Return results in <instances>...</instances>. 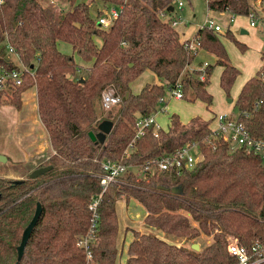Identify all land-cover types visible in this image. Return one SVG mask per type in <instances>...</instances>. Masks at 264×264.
I'll list each match as a JSON object with an SVG mask.
<instances>
[{"label": "trees", "instance_id": "1", "mask_svg": "<svg viewBox=\"0 0 264 264\" xmlns=\"http://www.w3.org/2000/svg\"><path fill=\"white\" fill-rule=\"evenodd\" d=\"M65 1L69 9L58 15L40 0H0V71L24 68L21 86L8 82L0 91V107L21 110L23 94L36 89L39 118L54 152L38 167L52 166L47 174L21 183L0 179V264H86L77 242L88 234L89 205L97 197L100 225L91 245V264H118L123 255L116 210L123 197L143 205L149 213L146 225L165 235L161 239L133 231L126 264H237L228 254V237L249 251L256 242L264 246V166L258 156L229 152L228 145L212 135V122L200 117L184 124L173 116L168 131L155 137L151 127L135 140L138 120L155 114L160 98L179 82L185 100L210 107L214 97L208 87L219 66V87L230 98L240 72L230 63L220 36L199 29L198 51L192 54L187 40L160 18L161 12L175 9V0ZM207 4L210 11L232 17H247L253 11L251 0ZM103 5L122 8L110 29L98 24ZM223 37L241 51L246 49L229 30ZM61 43L70 46L72 55L61 51ZM201 50L217 59L206 69L205 81L199 69H191ZM260 59V70L243 85L235 107L251 135L264 139V50ZM87 64L86 76L74 78ZM148 72L161 84H147L135 94L132 85ZM108 90L119 95L122 104L105 111L102 98ZM244 112L251 114L249 119L242 118ZM104 121L113 122L111 134L104 144L93 142L90 133L99 134ZM193 142L201 144L204 157L194 170L147 179L127 174L103 192L104 161L140 167ZM131 143L130 157L122 160ZM38 204L42 215L18 261V247ZM202 236L211 242L199 251L193 244L175 243L195 244Z\"/></svg>", "mask_w": 264, "mask_h": 264}, {"label": "built area", "instance_id": "2", "mask_svg": "<svg viewBox=\"0 0 264 264\" xmlns=\"http://www.w3.org/2000/svg\"><path fill=\"white\" fill-rule=\"evenodd\" d=\"M209 0H207L208 2ZM54 3V0H52ZM175 9L182 11L185 7L184 0H175ZM264 8V0L262 1ZM122 12L121 7L104 6L101 8V16L98 18V24L105 28L110 29L114 22L119 18ZM250 19V26L255 27L256 17L252 11L247 16ZM160 18L165 23L170 24L173 28L178 29L183 24L181 19H173L169 11L160 13ZM200 29H208L217 34H221L223 29L218 24L210 19L207 21L206 26ZM200 39L196 36L192 40H188L186 48L192 53L197 54L198 44ZM9 52L14 54V49L9 47ZM207 64H204L199 68L202 72L200 80H206ZM24 68L21 70L7 71L1 69L0 71V91L5 87L6 83H12L14 86L19 87L23 83ZM169 98L176 101H182L184 99V93L182 84L177 83L176 86L168 90ZM169 99V100H170ZM167 97H162L159 100L160 108L155 114L147 118H140L136 124V137L138 140L145 136L149 128H153L154 136L158 137L160 131H164L161 125L157 122L156 116L160 113L166 112L167 104L169 103ZM122 98L113 91L105 92L102 98V105L105 111L111 110L113 107L121 105ZM258 105L255 106L257 109ZM250 113L244 112L242 114L243 119H249ZM217 126L212 129V135L215 139H220L228 145L229 152H235L238 150H244L249 153H253L258 156L264 166V139L255 138L251 135L248 128L240 120L238 116L220 114L214 117ZM135 142V141H134ZM133 142V143H134ZM133 143L130 144L125 151L123 159L130 157L133 150ZM204 157L201 151V144L199 142L189 143L182 148L176 150L171 154L164 155L162 157L147 161L140 167L130 166L123 163V161L106 160L102 163L103 174L101 176V187L105 192L110 184L122 181V177L127 174H134L139 179H147L149 176L163 173L170 176L171 173L181 175L184 171L194 170L199 163L203 162ZM101 203V197L95 198L89 205V210L92 212V219L87 236L78 240L77 246L85 251L86 264L93 262V252L91 245L95 242V235L100 225V216L98 214V208ZM227 251L228 254L233 257L237 264H260L264 262V246L256 242L252 248L247 250L240 246L238 241L234 238H227Z\"/></svg>", "mask_w": 264, "mask_h": 264}, {"label": "rangeland", "instance_id": "3", "mask_svg": "<svg viewBox=\"0 0 264 264\" xmlns=\"http://www.w3.org/2000/svg\"><path fill=\"white\" fill-rule=\"evenodd\" d=\"M262 1L263 0H251L253 6V12L255 13V17H256L255 27L252 28L249 27L250 19L247 17L241 18L240 16V18H237L235 20L236 22L242 24V27L237 26V28L232 29L231 27H233L234 23L230 22L231 27L229 28V30L233 31L234 34L233 36L235 37V39L238 42L243 43L244 45L247 46V48L244 51H241L235 46L233 42L223 37L225 31L228 29L230 16L226 12H222V13L210 12L208 9L207 0H184V4H185L184 9L180 12H176L175 14L173 13L171 17L173 16L172 17L173 19L176 20L181 19L183 21V24L179 26L178 31L182 37L185 36L187 37V39L190 40L193 39L194 34L197 33L200 28L206 26L208 20L210 19L214 20L218 24V26H220L223 29L222 33L218 35L220 36V40L223 43V46L229 56L230 63L236 66L237 69L240 71V75L236 79L237 81L241 79V76L245 75V72L243 71L246 68L252 69L255 65H257L256 69L259 70L260 69L259 64L262 63L260 59V53L261 51L264 50V8L262 7ZM40 2H43L44 5L52 6V8L55 10V12L58 15L68 10L70 7L69 3L65 0H54V3H52V0H40ZM101 7H104V5ZM242 31H245L246 33L242 34ZM259 45L261 46L259 47ZM60 49L63 53L72 55L71 48L66 43H61ZM203 56L208 57L205 53H203L201 54V57L199 56V59H202ZM208 58L211 59V57ZM75 60L77 63L81 62V59L77 56H75ZM89 66L90 65L88 64L83 65L81 72H78L74 78L77 79L81 76H86V72H87L86 68H89ZM191 69H193L192 66ZM219 74H220V67L219 68L217 67L211 78V84L209 86V90L214 97L213 104L210 107H208L206 103H203L201 101L190 102L188 100H182V101L172 100L169 98L167 91L166 97L168 100L170 99L168 103V108L166 109L165 114H161L159 118V122L164 131H167L169 129V126L171 124V118L173 116H177L180 120L183 121H190L191 119L196 117H201V119L202 118L205 119V118H211V115H213V113L218 114L222 112L223 109L225 111V109L229 107H230V114L236 116L237 109L235 107V103L232 104V101L234 100L235 97V93L233 92V90H231L232 92L230 91V98H226V96L223 94L222 90L218 85ZM155 81H156L155 75L148 72L142 75L137 80V82L133 84V92L140 93L141 89L144 88L145 85L153 84L155 83ZM28 92L35 93V90L34 88H32L25 93ZM106 92H109V90ZM24 94L22 97L23 103H24V98H26ZM228 100H231V102H228ZM4 106H10V105L3 104L1 107ZM34 108H35L34 105H30L29 111L31 113H34L35 112L33 110ZM33 115L34 118L33 120L31 119V122L33 123L32 128L34 130V133L31 137V140L35 142L34 143L35 145H33L32 150L34 151V154H36V152H38L39 150H43L42 153H38L35 156L33 160L34 164L30 163V165H20V164L11 165L10 171L16 175L17 177L16 179H9L3 177L5 171L0 172V179H7L12 181H26L34 170L38 169V167L41 165L47 164V162L53 155L54 152L52 151L51 146L49 145V141H47L48 137L47 134L45 133V128L41 125V123L37 122L35 118V114ZM7 163L4 164L0 163V166H4L3 168H8L9 165H7ZM121 199H125V202L126 201L130 202L133 198L127 199L126 197H123ZM121 241L118 244V249L122 252L123 256L119 257L118 264H120V262L125 260L126 257V251H125L126 247L124 248V245L122 244L123 242ZM210 242H211V238L202 236L200 239L196 240L195 244H198L201 249L206 247ZM175 243L178 244L179 246H186V247H190L191 244L194 245V243L192 242L185 243L181 240Z\"/></svg>", "mask_w": 264, "mask_h": 264}, {"label": "crops", "instance_id": "4", "mask_svg": "<svg viewBox=\"0 0 264 264\" xmlns=\"http://www.w3.org/2000/svg\"><path fill=\"white\" fill-rule=\"evenodd\" d=\"M50 3H51V1H50ZM262 6H263V4H262ZM176 12H180V11L175 9V11L173 13L175 14ZM210 12H212V11H210ZM214 13H218V12H214ZM228 15L230 16V21H229V25H228L227 30H229V28L231 27L230 22L234 23L233 27H231L232 29L237 28V26L242 27V24L235 21L237 18H240V16L232 17L230 14H228ZM241 18H243V16H241ZM249 27H251L250 24H249ZM178 29H179V27H178ZM230 32L233 34L232 30ZM242 32L244 33L245 31H242ZM189 34H191V33H189ZM196 35H197V33L194 34L193 38ZM182 39L187 40V41L190 40V39H187V37H185V36H183ZM241 44H243V43H241ZM260 46L261 45H259V47ZM246 48H247V46H246ZM203 53H205L208 57H211V59L208 57H204V56L202 57V59H204V60L199 59V56L201 57V54H203ZM204 61H207V62H204ZM216 61H217V59L213 55H210L206 51L201 50V51H199L198 55L196 56V59L192 65V67L194 69H199L204 64H207L208 66H214L216 64ZM262 64H263V62L261 64H259L260 68H261ZM217 67L219 68V66H216L215 69ZM256 67H257V65H255L252 69L246 68L243 71V72H245V75L241 76L240 80H237V81L235 80V82L231 88V90H233V92L235 93V97H234V100L232 101V104L235 103V100L237 99L238 94L241 91L243 85L260 70V69L257 70ZM215 69H214V71H215ZM255 69H256V71H255ZM221 72H222V68L220 67V74H221ZM213 74H214V72H213ZM220 74L218 76V85H219ZM239 75H240V73H239ZM153 84H161V81L156 77V81ZM210 84H211V79H210ZM34 90H35V93L34 92H31V93L28 92V93L24 94L26 96V98H24V103L22 105L21 110H17L14 107H10V106H4V107L0 108V154L6 156L8 158L7 165H9L8 168H3L4 166H0V172L5 171V174L3 175V177H5V178L16 179L17 178L16 175L10 171V166L11 165H17V164H20V165H30V163L34 164L33 160H34L35 156L38 153H42V151H43V150H39L38 152H36V154H34V151L32 150L33 145H35L34 144L35 142H33L31 140V137L34 133V130L32 128L33 123L31 122V119L33 120V118H34L33 114H35V118H36L37 122L41 123V125L43 126V124L39 118V114H38V105L36 104L37 103L36 89H34ZM132 90H133V85H132ZM208 91L210 92L209 87H208ZM30 105H34V107H35L33 109L35 111L34 113H31L29 111ZM167 108H168V104H167L166 109ZM161 114H165V113H160L156 116V120L159 124H160L159 118H160ZM220 114L233 115V114H230V107H229V108L225 109V111L223 109L222 112H220L218 114H215V113H213V115L210 114L211 118H205V119L202 118V119L205 121H211L212 127L214 128L217 126V123L214 120V117L217 115H220ZM190 121L181 120V122L184 124H187ZM45 133L47 134L46 130H45ZM47 137H48L47 141H49L48 134H47ZM49 145H50V141H49ZM124 202H125V199H121L116 204V210H117V214H118V218H119V224H120L119 242L122 240L121 242H123L122 244L124 245V248L126 247L125 248V251H126L125 260L120 262V264H126L128 247H129L130 243L135 238L133 231H138L142 234L154 233L158 237H160L161 239H165L164 233H162L158 230H155L153 228H150L146 225L145 220H146V217L148 216L149 213L139 202H137L135 199H132L130 202L126 201L125 204H124Z\"/></svg>", "mask_w": 264, "mask_h": 264}, {"label": "water", "instance_id": "5", "mask_svg": "<svg viewBox=\"0 0 264 264\" xmlns=\"http://www.w3.org/2000/svg\"><path fill=\"white\" fill-rule=\"evenodd\" d=\"M169 11L174 12L175 11L174 7H171L169 9ZM94 12L95 13L98 12L97 7L94 8ZM245 33L246 32H244V34ZM242 34H243V32H242ZM228 102H231V100H228ZM113 127H114V124L111 121L102 122L98 127L99 134L95 135L94 133H90V137H91L92 141L93 142H100L101 144H104L107 136L111 134ZM7 162H8V158L6 156L0 154V163L4 164ZM52 169H53L52 166L38 168L30 174L29 178L30 179H37V178L47 174L48 172H50ZM21 182H23V181H17V183H21ZM174 191L178 192L177 189H175ZM41 215H42V206L40 204H38L35 215H34L32 221L30 222V224L28 225V227L25 229V231L23 233L22 240H21V244L18 247V250H17L18 261H20L24 256L25 248H26V246L30 240V237H31L34 229L36 228V226L40 220ZM192 249L195 251H199L200 246L198 244H194L192 246Z\"/></svg>", "mask_w": 264, "mask_h": 264}]
</instances>
